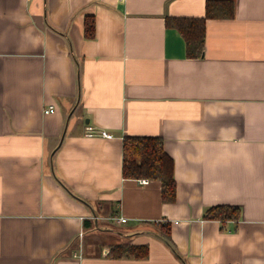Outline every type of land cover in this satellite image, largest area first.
I'll return each instance as SVG.
<instances>
[{"label":"crops","instance_id":"obj_1","mask_svg":"<svg viewBox=\"0 0 264 264\" xmlns=\"http://www.w3.org/2000/svg\"><path fill=\"white\" fill-rule=\"evenodd\" d=\"M233 1L191 57L166 16L207 0H0V264H264V0ZM133 134L162 136L173 201L123 175Z\"/></svg>","mask_w":264,"mask_h":264},{"label":"trees","instance_id":"obj_2","mask_svg":"<svg viewBox=\"0 0 264 264\" xmlns=\"http://www.w3.org/2000/svg\"><path fill=\"white\" fill-rule=\"evenodd\" d=\"M235 13L233 0H207L206 13L203 16L167 15L166 23L174 26L183 34L187 54L198 57L202 54L206 42V21L208 18H229ZM85 34L93 37L95 34V17L88 14L85 18ZM123 175L128 178H143L158 180L161 183L162 198L173 201L176 196V181L174 177V161L164 147L160 135H125L123 139ZM241 208L231 204H217L205 210L204 217L226 221L238 219ZM170 237V229L164 234ZM149 247L145 243L116 242L110 245L109 254L113 257H146Z\"/></svg>","mask_w":264,"mask_h":264},{"label":"built area","instance_id":"obj_3","mask_svg":"<svg viewBox=\"0 0 264 264\" xmlns=\"http://www.w3.org/2000/svg\"><path fill=\"white\" fill-rule=\"evenodd\" d=\"M55 110V104H50L48 105L46 108H45V112L46 113H49V112H52ZM86 129H87V134L88 135H103V136H106V137H112L113 134L111 132H109L108 130L106 129H97L95 127V125L93 124H87L86 125ZM141 181L144 182V183H147L149 182V178H141ZM118 220L120 221H125L126 220V217H118Z\"/></svg>","mask_w":264,"mask_h":264},{"label":"rangeland","instance_id":"obj_4","mask_svg":"<svg viewBox=\"0 0 264 264\" xmlns=\"http://www.w3.org/2000/svg\"><path fill=\"white\" fill-rule=\"evenodd\" d=\"M89 239L93 238L94 241H98L99 239L102 240L104 243H107V241H110L112 238L110 235H107V233L103 232L99 235V239H97L95 236H93L92 234H88L87 236Z\"/></svg>","mask_w":264,"mask_h":264}]
</instances>
